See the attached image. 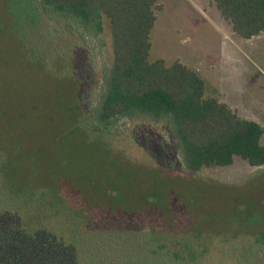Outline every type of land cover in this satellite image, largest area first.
Instances as JSON below:
<instances>
[{
	"label": "trees",
	"instance_id": "obj_1",
	"mask_svg": "<svg viewBox=\"0 0 264 264\" xmlns=\"http://www.w3.org/2000/svg\"><path fill=\"white\" fill-rule=\"evenodd\" d=\"M211 2L237 37L264 34V0ZM162 8L160 0H7L9 31L21 55L46 77L77 84L83 98L95 59L86 38L108 23L112 62L100 99L92 107L83 99L76 113L68 111L72 129L88 145L98 138L104 152L123 154L126 149L114 148L122 134L112 127L117 120L163 121L181 159L179 170L228 167L235 158L263 167L261 125L240 118L218 97H206L204 81L193 69L151 59V31ZM3 26L0 22V32ZM100 220L48 186L14 182L0 145V264H252L264 259L253 255L264 245V235H254L241 250L232 237L219 242L136 219Z\"/></svg>",
	"mask_w": 264,
	"mask_h": 264
},
{
	"label": "rangeland",
	"instance_id": "obj_2",
	"mask_svg": "<svg viewBox=\"0 0 264 264\" xmlns=\"http://www.w3.org/2000/svg\"><path fill=\"white\" fill-rule=\"evenodd\" d=\"M160 4L151 31V59L193 69L204 81L206 97H218L240 118L264 128V34L237 37L211 0ZM0 22L5 25L0 32V145L8 153L14 182L57 190L101 222L136 219L219 242L232 237L241 250L254 235H264V166L250 167L235 158L228 167L179 170L181 159L163 121L117 120L112 127L122 134L114 148L126 149L123 154L104 152L98 138L88 145L72 129L68 111L76 113L83 99L91 107L99 101L111 66L105 20L101 33L90 30L86 38L95 57L86 98L77 84L46 77L21 55L9 31L7 0H0ZM253 255L264 257V245ZM252 264H264V259Z\"/></svg>",
	"mask_w": 264,
	"mask_h": 264
}]
</instances>
